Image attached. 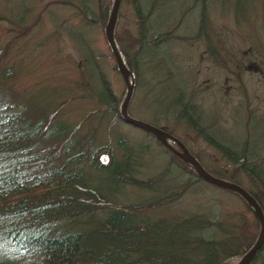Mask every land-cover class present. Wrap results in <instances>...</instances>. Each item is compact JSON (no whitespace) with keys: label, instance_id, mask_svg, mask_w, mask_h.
Listing matches in <instances>:
<instances>
[{"label":"trees","instance_id":"obj_1","mask_svg":"<svg viewBox=\"0 0 264 264\" xmlns=\"http://www.w3.org/2000/svg\"><path fill=\"white\" fill-rule=\"evenodd\" d=\"M158 1L121 0V5L126 3L132 9L133 30L119 40L113 31L136 91L143 85L145 71L155 87L176 82L175 109L164 120L172 122V129L194 130L197 139L211 147L222 163L212 165L201 151L189 148L191 155L211 175L244 188L264 215V140L263 135L256 138L259 131L263 134L264 126L259 125L257 133L251 135L247 126L258 119L240 112L230 127L241 131L244 126V135L227 133L217 117L211 118L194 101L189 86L180 79V66L172 65L176 56L168 40L184 42L201 37L208 41L207 29L202 30L208 0H193L182 7L186 8L183 13L192 11L193 6L198 8V13L185 21L190 30L183 26L179 12L170 23L160 26L157 19L153 24ZM111 2H61L77 9L73 18L80 21V30L71 37L85 46V54L73 69L76 81L68 84L59 102L55 99L61 95L59 87L41 99L14 91L10 84L14 72L11 66H1L0 59V264H228L252 245L258 222L236 193L203 181L163 146L162 153L169 157L152 152L151 144L156 143L152 136L146 133L150 143L135 141L119 129L122 99L111 91L96 55L83 40L84 30L96 27L103 33ZM22 10L19 17H24ZM118 16L119 9L116 22ZM154 28L160 31H151ZM243 28L250 34L251 22ZM184 31L191 32L179 35ZM208 50L212 55L229 52L214 45ZM153 60L155 64H151ZM73 87L78 92L68 94ZM150 87L147 94L153 93ZM77 98H83L91 110L74 122L61 117L60 105ZM127 112L131 115L129 107ZM237 117L242 125L235 124ZM145 122L178 135L154 119ZM249 138L255 141L251 143ZM225 163L234 165L231 172L226 171ZM241 176L250 178L245 180L247 184L240 181ZM203 187L235 198L252 220L246 221L236 208L227 210L221 195L204 194ZM249 264H264V242Z\"/></svg>","mask_w":264,"mask_h":264},{"label":"rangeland","instance_id":"obj_2","mask_svg":"<svg viewBox=\"0 0 264 264\" xmlns=\"http://www.w3.org/2000/svg\"><path fill=\"white\" fill-rule=\"evenodd\" d=\"M22 1L0 0L1 66H11L14 74L10 84L14 91L22 93L23 96L32 93L34 98L41 99L43 96L53 94L54 89L59 87L61 95L55 98L58 101L65 94L68 84L76 81L75 78L77 77L73 69H77L76 62L79 59L82 60L83 54H85L83 51L85 46L76 44L72 40L74 38L71 37L74 31L77 33V30H80L79 20L73 18L77 9L72 4H67V6L61 4L63 0H57V2L54 0L53 3V0H25L28 3L24 4L21 3ZM71 1L76 2V0ZM178 1L159 0L158 6L155 8L157 15L153 19V24L157 19L156 23L160 26L163 23H170L178 17L179 12V17L182 15L184 20L183 26L187 27L185 21L191 20V14L194 16L198 13V8L195 10L193 6L192 11L183 13L186 8L182 9V7L192 4L193 0L190 2L188 0L185 4ZM262 1L208 0L205 8L206 24L202 30L207 29L206 37L210 43L207 40L203 41L201 37L196 39L193 37L189 41L185 39L184 42L179 41V39L168 40L169 49L176 56L175 64L172 63V65L174 67L180 66L182 69L180 79L182 78L189 86L194 101L199 104L202 110L207 111L211 118L217 117L218 124L223 128L225 127L227 133L239 132L241 136L244 135V126L241 131L230 127L232 119L238 116L240 112H244V114L249 112L252 118L258 119V122L254 120L250 124L248 122L247 130L250 131L251 135L257 133L256 130L259 125L264 126V4H261ZM92 6L94 7V3ZM21 8L25 12L24 17L20 16L22 19L18 14L20 12L21 15ZM248 11L250 14L246 13ZM244 12L246 17L249 15L248 18L243 15ZM132 18L130 6L126 3L122 5L120 3L119 16L114 28L118 40L126 36V31L131 32L133 30ZM169 20L171 21L169 22ZM238 20H241L244 26L248 21L251 22V28L248 29L250 34L244 31V26L239 24ZM180 25L176 28V35H178ZM158 28L151 31H160ZM190 29L191 27H187L186 30ZM199 30L202 32L201 29ZM190 32L184 31L183 34L179 35H188ZM202 37L206 39L205 34ZM83 40L87 41H85L86 46H89L96 55V60L108 80L111 91L122 99L125 94V87L118 72L114 69V61L102 30L96 27L84 30ZM211 45L220 50L228 48L229 52L226 55L223 53L212 55L208 50ZM148 51L157 54L151 48ZM140 57L144 59L143 56L140 55ZM167 58L165 57V60ZM151 64H155L154 60ZM247 64L248 66H246ZM255 64L262 66L261 74L252 70ZM142 67L146 68V66ZM147 74L146 71L142 74L143 85L138 91H136L135 84L133 86V93L128 103L130 116L142 121L154 119L157 124L171 128L173 127L172 122H169L170 120L165 121L164 117L168 113H173L175 109L177 102L175 98L176 79L174 80L175 83L168 87H155L154 82L151 83ZM75 84L77 83L75 82ZM150 85L153 86L150 87ZM74 87L69 89L67 93H77L78 89ZM149 87L153 93L147 94L145 91ZM60 109L61 117L72 122L80 114L91 110L90 105L83 102V98L70 100L65 105H60ZM235 121V124L242 125V120L239 117ZM118 126L131 140L143 139L149 143L151 141L144 131L134 126L123 121ZM237 127L240 128L239 125ZM174 129L172 132L181 136L183 142L177 136L175 137L183 143L187 150L190 148L192 152L195 151L199 154L201 151V156L207 158L212 165H215L216 161L219 165L222 163L211 147L209 148L203 140L197 139L194 130L186 127ZM259 132L256 138H261L263 135L264 140V130L263 134ZM249 141L253 143L255 139L249 138ZM157 143L156 141V143L151 144V151L161 154L163 157H169L166 153H162L164 148ZM171 145L177 149L174 143ZM233 166L229 163L224 164V167L228 168L226 171L229 172ZM237 174L239 177L240 173ZM249 179V177H240L243 184ZM203 188L206 189L204 194L213 192L208 188ZM215 192L213 193L221 195L219 198L225 201L227 210L231 207L232 209L236 208L246 216V221L252 220L235 198L231 197V199L218 193V191ZM204 194L202 195L205 196ZM238 257L230 259L228 264H234Z\"/></svg>","mask_w":264,"mask_h":264},{"label":"water","instance_id":"obj_3","mask_svg":"<svg viewBox=\"0 0 264 264\" xmlns=\"http://www.w3.org/2000/svg\"><path fill=\"white\" fill-rule=\"evenodd\" d=\"M120 3L121 0H112L107 20L103 28L104 39L112 55L115 69L118 72L120 78L122 79L123 85L125 87V94L122 98L118 110L120 120L152 136L161 146L167 149L171 154H173L183 163L189 165L194 170L196 175L203 181L222 190L236 193L246 203V205L250 208L254 218L257 220L259 229L252 245L245 253H243L237 258L234 264H249L264 242V215L259 203L241 186L208 173L193 157V155L189 153L183 143L179 141L175 136L164 131L159 127L151 125L145 121L136 119L130 116L127 112L128 103L133 93L134 80L131 71L124 64L113 38V29L116 22ZM171 143H174L177 149H175L171 145Z\"/></svg>","mask_w":264,"mask_h":264},{"label":"flooded vegetation","instance_id":"obj_4","mask_svg":"<svg viewBox=\"0 0 264 264\" xmlns=\"http://www.w3.org/2000/svg\"><path fill=\"white\" fill-rule=\"evenodd\" d=\"M113 31H114V29H113ZM250 65V64H249ZM246 66H248V64L246 65ZM250 67V66H249ZM262 67V66H261ZM260 67V65H258V64H255V65H253V69L252 70H255V71H257L258 73H262V68Z\"/></svg>","mask_w":264,"mask_h":264}]
</instances>
